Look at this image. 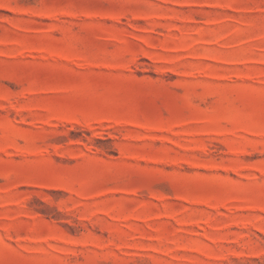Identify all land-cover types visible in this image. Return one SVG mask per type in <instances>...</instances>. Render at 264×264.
<instances>
[{
	"label": "rangeland",
	"instance_id": "obj_1",
	"mask_svg": "<svg viewBox=\"0 0 264 264\" xmlns=\"http://www.w3.org/2000/svg\"><path fill=\"white\" fill-rule=\"evenodd\" d=\"M0 264H264V0H0Z\"/></svg>",
	"mask_w": 264,
	"mask_h": 264
}]
</instances>
